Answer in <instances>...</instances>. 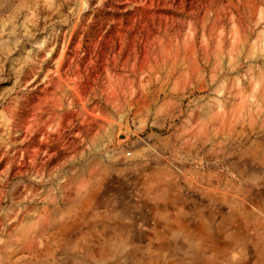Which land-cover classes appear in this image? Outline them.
<instances>
[{
    "label": "rangeland",
    "instance_id": "1",
    "mask_svg": "<svg viewBox=\"0 0 264 264\" xmlns=\"http://www.w3.org/2000/svg\"><path fill=\"white\" fill-rule=\"evenodd\" d=\"M0 264H264V0H0Z\"/></svg>",
    "mask_w": 264,
    "mask_h": 264
}]
</instances>
